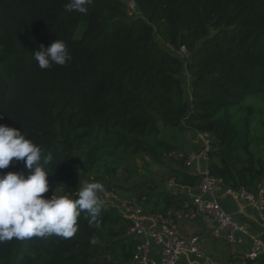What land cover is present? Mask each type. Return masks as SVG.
I'll return each instance as SVG.
<instances>
[{"label": "trees", "instance_id": "1", "mask_svg": "<svg viewBox=\"0 0 264 264\" xmlns=\"http://www.w3.org/2000/svg\"><path fill=\"white\" fill-rule=\"evenodd\" d=\"M132 1L129 15L128 0H92L87 14L65 11L70 0H0V124L28 132L52 154L53 190L75 192L84 177L101 182L103 193H135L146 215L177 218L189 197L152 179L116 183L124 164L147 156L180 187L201 178L171 155L167 130L210 133L209 173L224 188L257 193L264 180V112L254 102L264 95V0ZM55 39L72 59L41 69L33 52ZM22 171L25 162L14 158L0 173ZM99 219L100 229L90 227L82 213L70 239L2 243L0 264H132L139 240L129 233L131 220L113 206ZM234 256L231 262L264 264V253Z\"/></svg>", "mask_w": 264, "mask_h": 264}, {"label": "clouds", "instance_id": "2", "mask_svg": "<svg viewBox=\"0 0 264 264\" xmlns=\"http://www.w3.org/2000/svg\"><path fill=\"white\" fill-rule=\"evenodd\" d=\"M92 0H70L65 11L87 14ZM33 58L41 69L65 66L71 59L65 41L55 39L40 45ZM29 133L0 124V170L15 158L24 161L27 171L0 173V244L31 237L72 238L79 230L78 218L85 214L90 227L101 228L99 219L105 201L101 182H88L75 192L52 189L48 177L53 174L51 153L38 145ZM52 192L50 197L45 193Z\"/></svg>", "mask_w": 264, "mask_h": 264}, {"label": "built area", "instance_id": "3", "mask_svg": "<svg viewBox=\"0 0 264 264\" xmlns=\"http://www.w3.org/2000/svg\"><path fill=\"white\" fill-rule=\"evenodd\" d=\"M128 14L135 12V5L128 0ZM180 53L188 58L187 49L182 46ZM192 145L200 147L202 154L193 150L179 153L178 157L185 161V169L193 175L201 176L194 187H183L189 197L185 202L186 211L178 213V217L206 221L210 234L222 238L234 246L249 245L243 251L234 253L239 259L255 260L264 253V236L254 235L250 226L227 211L222 204L223 195H228L232 202L241 205L242 209L250 207L255 217L264 226V186L257 193L245 188L233 190L224 188L219 178L211 175L207 166L200 168L201 159L208 160V151L212 147L213 136L208 132L193 131ZM200 161V162H199ZM123 216L131 220L129 233L139 240L132 264H180L189 261L191 264H225L215 261L201 249V239L198 236L185 238L178 230L177 218L173 216L146 215L142 208L135 206L124 207ZM160 247L158 259L151 256L150 241ZM189 259V260H188Z\"/></svg>", "mask_w": 264, "mask_h": 264}, {"label": "rangeland", "instance_id": "4", "mask_svg": "<svg viewBox=\"0 0 264 264\" xmlns=\"http://www.w3.org/2000/svg\"><path fill=\"white\" fill-rule=\"evenodd\" d=\"M189 76V73L185 70L184 77L186 78L185 80L188 93H190V83L188 82L190 79ZM254 102L260 107L261 111L264 112V95L259 96ZM164 136L170 143L175 145V149L171 153V155L175 158H177L178 154L181 152L188 153L193 150L202 154L200 147L192 145L194 133L190 129L182 128L178 130H167L165 131ZM203 166V163H200V168ZM118 175L121 180L115 182L119 184H134L146 179H152L162 190L170 193H176L181 190V187L174 183V181L169 177L167 170L156 164L147 156H139L130 162H127L118 170ZM88 182H94V180L89 181L82 177L80 187ZM100 197L105 201L104 207L113 206L120 213H122L124 207L135 206L137 204V195L135 193L130 194L121 191L118 193L109 192L101 193ZM176 221L181 236L188 239L193 236H198L201 239V249L203 252L211 256L215 261L225 264H244L239 260L230 261L231 257L234 255L232 252L234 250L233 245L222 238H215L212 236L204 219L199 217L195 219L178 217ZM234 257L238 258L236 255ZM180 264H191V262L189 263L188 261L186 263L183 261Z\"/></svg>", "mask_w": 264, "mask_h": 264}, {"label": "crops", "instance_id": "5", "mask_svg": "<svg viewBox=\"0 0 264 264\" xmlns=\"http://www.w3.org/2000/svg\"><path fill=\"white\" fill-rule=\"evenodd\" d=\"M201 163L206 167L207 166V161L204 159H201ZM186 189L181 187V190L179 192H184ZM223 206L226 208L227 211L233 213L236 218L239 220H242L246 222L250 228L251 232L254 235H261L264 236V226L262 223H260L257 218L255 217L254 211L250 207H245L242 209L241 205H237L234 202L231 201L228 195H223L221 198ZM249 245H244V246H234V250L232 251L233 253H238L243 251L245 248H248ZM151 249V256L158 259L160 256V247L156 245L154 241H150L149 245ZM232 247V248H233Z\"/></svg>", "mask_w": 264, "mask_h": 264}]
</instances>
